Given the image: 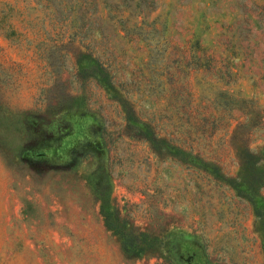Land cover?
I'll list each match as a JSON object with an SVG mask.
<instances>
[{
  "label": "rangeland",
  "instance_id": "1",
  "mask_svg": "<svg viewBox=\"0 0 264 264\" xmlns=\"http://www.w3.org/2000/svg\"><path fill=\"white\" fill-rule=\"evenodd\" d=\"M12 1L0 264H264V0ZM75 171L109 173L147 253Z\"/></svg>",
  "mask_w": 264,
  "mask_h": 264
},
{
  "label": "trees",
  "instance_id": "2",
  "mask_svg": "<svg viewBox=\"0 0 264 264\" xmlns=\"http://www.w3.org/2000/svg\"><path fill=\"white\" fill-rule=\"evenodd\" d=\"M49 1V0H47ZM0 4L9 5L12 9V0H0ZM13 10V9H12ZM52 12L57 15V9L53 8ZM6 16L0 12V26L7 24L10 27V20L5 21ZM5 21V23H3ZM9 24V25H8ZM12 66L10 62L0 60V86L4 85L9 81L11 77ZM64 173H72V170H63ZM105 177V182L107 188L101 191L92 184L91 179L84 178L75 171L76 181L84 189H86L85 194L89 195L92 200L93 209L98 211V213L103 217L105 227L112 231V233L118 238L122 251L126 257L134 258L141 254L147 253L146 245L149 242V233L141 230L138 226L134 225L129 221V218L125 214L121 213V208L114 204L110 194V177L107 172ZM83 196L84 193H82ZM83 207V205H81Z\"/></svg>",
  "mask_w": 264,
  "mask_h": 264
}]
</instances>
